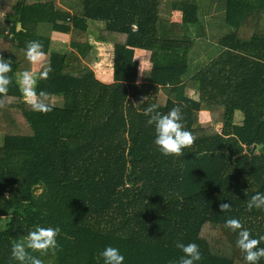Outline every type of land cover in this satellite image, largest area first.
Listing matches in <instances>:
<instances>
[{
    "label": "trees",
    "instance_id": "trees-1",
    "mask_svg": "<svg viewBox=\"0 0 264 264\" xmlns=\"http://www.w3.org/2000/svg\"><path fill=\"white\" fill-rule=\"evenodd\" d=\"M221 2L232 29L190 73L196 0H82L74 13L56 0H10L0 15L14 98L0 109V264H18L13 244L38 226L61 229L56 255L39 257L44 264H104L108 246L124 264H179L177 242L199 245L197 264H245L239 230L225 224L237 219L252 238L264 236V209L246 207L264 193V0ZM163 6L181 21L165 24ZM90 20L104 22L101 40L114 44L112 82L90 65L97 58ZM45 24L69 35L67 52L50 49L51 38L37 32ZM29 41L45 53L36 78L37 92L49 94L47 114L33 111L16 83L21 68H31ZM137 48L151 52L139 83ZM48 66L49 78L39 79ZM56 95L62 106L52 104ZM151 104L164 114L181 106L195 137L184 155L158 151L144 115ZM221 203L231 210L222 213Z\"/></svg>",
    "mask_w": 264,
    "mask_h": 264
},
{
    "label": "clouds",
    "instance_id": "clouds-1",
    "mask_svg": "<svg viewBox=\"0 0 264 264\" xmlns=\"http://www.w3.org/2000/svg\"><path fill=\"white\" fill-rule=\"evenodd\" d=\"M25 58L33 66L42 64L45 58L43 46L39 41H29L26 44ZM52 71L48 66L39 74V79L47 80L49 73ZM141 74L144 73L143 62L140 68ZM12 67L9 62H5L0 56V109L13 103L14 98L9 96V86L12 83V77L9 73ZM16 83L22 94L24 102L35 112L47 114L52 111L49 103V94L41 90L37 92L38 80L32 71H23L19 73ZM139 83V82H138ZM148 96L141 98L140 103L146 102ZM138 103V104H140ZM158 104H151L144 110V115L149 116L148 125L155 126L154 143L158 151L165 157H180L184 155L183 150L190 148L195 140L193 134L186 130L182 123V108L177 105L166 114L158 111ZM220 211L227 213L231 210L230 203H221ZM247 210L254 208L257 210L264 209V193L257 192L247 202ZM226 227L233 232L238 230V239L236 245L244 254L245 264H258L261 258H264V247H259L264 236L252 238L248 229L244 228L242 223L237 219H228ZM61 232L59 227H36L35 230L29 231L18 242L14 243L11 249V259L18 264H44L39 258L47 256L49 253L56 255L59 245L57 236ZM176 247L181 249L183 255L180 257L179 264H197L202 259L199 245L189 243L185 245L177 242ZM38 253L39 256L34 255ZM104 264H124V256L119 249L108 246L101 253Z\"/></svg>",
    "mask_w": 264,
    "mask_h": 264
},
{
    "label": "rangeland",
    "instance_id": "rangeland-1",
    "mask_svg": "<svg viewBox=\"0 0 264 264\" xmlns=\"http://www.w3.org/2000/svg\"><path fill=\"white\" fill-rule=\"evenodd\" d=\"M57 2L61 7L64 6L73 7L71 11L72 13H74L75 10L82 9V0H57ZM196 2L199 5V22L197 23V25L191 26L189 35L194 41V45L191 48V57L196 58L195 62L197 64L193 66L190 63V68H189L190 73L196 71L197 67L202 63L204 58L214 57L215 54H217L219 49L218 39L221 38V36H223L224 34L231 31L232 29V27L228 25L225 20L224 7L222 5L221 0H218L217 2L218 4L216 5L214 2L208 0H196ZM4 3H6L7 5H3L1 9L9 10L10 0H5ZM163 10L165 11L164 12L165 24L169 26L171 24V21H167L169 16H167L168 14H166L169 10V6H163ZM38 33L50 38H52L53 36L50 25L48 24H45V27H43V29H41L40 27L38 29ZM62 39H64V41H67V39L64 36H62ZM112 52H113V44L103 45L101 43H97V52H96L97 58L92 60L91 65L93 66L99 77L101 78H103L104 76H106V74H108L109 69H111L113 65V57L111 56ZM144 53L145 56L149 58L151 53L146 51ZM105 70H107L106 73L104 72ZM187 92L192 97H198V94L194 90L187 89ZM52 104L57 106H62L64 104L63 97L60 95L59 96L56 95L54 98H52ZM202 119L203 120L209 119L207 113L206 114L202 113ZM2 143H3V136L0 133V145H2Z\"/></svg>",
    "mask_w": 264,
    "mask_h": 264
},
{
    "label": "crops",
    "instance_id": "crops-1",
    "mask_svg": "<svg viewBox=\"0 0 264 264\" xmlns=\"http://www.w3.org/2000/svg\"><path fill=\"white\" fill-rule=\"evenodd\" d=\"M4 2H5V0H0V15H2V16L6 15L5 14L6 9H1L3 7V5H7ZM56 3L58 4L57 0H56ZM64 8H66V9H68L70 11H72V9H73V7H68V6H64ZM166 14H168L167 16H169V18L167 19V21H171V22H180L181 21V15H180V12L179 11L167 12ZM99 24H102V25H99ZM1 27H2V23H0V38L4 34L2 32V30H1L3 27L2 28ZM19 27H20V23H19ZM40 27H41V29H43V27H45V26H38L37 27V32H38V29ZM104 29H105V23L104 22H102V21H93V20H90L89 21L88 37H89V40L93 44L96 45V47H97V43H101L103 45H110V44L112 45L113 44L110 41H102L101 40L102 39L101 37H103L102 34H103ZM51 32L53 33V36L51 38L50 49L52 51H54V52H60V53L67 52L69 50V48H70V45H69V35L66 34V33L64 34V33L56 32V31H54L52 29H51ZM62 36H64L67 39V41H64V39H62ZM96 41H97V43H96ZM145 51L146 52H150V51L143 50V49H139V48L135 49V59L138 60L139 65H140V68H141V63L143 62L144 71L145 70H148L150 68V66H151L150 56H149V58H147L145 56V53H144ZM113 53H114V44H113V52L111 53V56L112 57H113ZM98 59H99V57H98ZM90 65H91V63H90ZM41 66H42V64H38V65H35V66L31 65V68L30 67H23V68H21V73L23 71L28 70V71H32L33 74H34V76H36L37 73L40 71ZM91 67L93 68L92 65H91ZM104 72L106 73L107 70H105ZM112 76H113V65H112L111 69H109L108 74H106V76H104L103 78L99 77V75L97 74V77L100 80L107 81V82H112ZM142 78H143V74H141V71H140L139 76H138V82H141Z\"/></svg>",
    "mask_w": 264,
    "mask_h": 264
},
{
    "label": "built area",
    "instance_id": "built-area-1",
    "mask_svg": "<svg viewBox=\"0 0 264 264\" xmlns=\"http://www.w3.org/2000/svg\"><path fill=\"white\" fill-rule=\"evenodd\" d=\"M134 28L136 29V28H137V26H136V25H134Z\"/></svg>",
    "mask_w": 264,
    "mask_h": 264
}]
</instances>
